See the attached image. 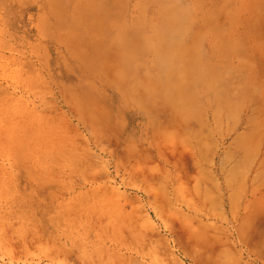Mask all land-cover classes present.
Here are the masks:
<instances>
[{
  "label": "rangeland",
  "instance_id": "rangeland-1",
  "mask_svg": "<svg viewBox=\"0 0 264 264\" xmlns=\"http://www.w3.org/2000/svg\"><path fill=\"white\" fill-rule=\"evenodd\" d=\"M0 264H264V0H0Z\"/></svg>",
  "mask_w": 264,
  "mask_h": 264
},
{
  "label": "bare ground",
  "instance_id": "bare-ground-1",
  "mask_svg": "<svg viewBox=\"0 0 264 264\" xmlns=\"http://www.w3.org/2000/svg\"><path fill=\"white\" fill-rule=\"evenodd\" d=\"M192 42H193V41H192ZM192 42H191V43H192ZM181 50H182V49H181ZM185 52H186V51H185ZM190 61H191V60H190ZM173 67H174V66H173ZM186 70H187V69H186ZM181 71H182V70H181ZM183 73H185V71H184ZM183 73H182V74H183ZM213 73H217V71L213 70ZM218 73H219V72H218ZM176 75H177V74H175V76H176ZM178 75H180V79H179V76H178ZM178 75H177V77H178L177 80H179V81H181V82H179V81L177 82L176 80H175L176 83H175L173 80H171V81L169 82V84H172V82H173L172 86L174 85L173 87H172L171 85H169V86L172 87V88H171V91L169 92V105H170L171 107H173V108H175L174 105H175V106L178 105L177 103H178V101H180L179 99H181V97L179 98V96H183V95L181 94L180 87H179V88H176L175 85H178L177 83H183V84H184L185 81H182V80H181V79H182L181 77H184L185 74L182 76V75L179 73ZM183 80H184V79H183ZM185 80H186V79H185ZM180 85H181V84H179V86H180ZM240 86H241V85H240ZM166 87H167V86H166ZM174 87L176 88V90L178 89L180 92L176 91V90L174 89ZM254 88H255V87H254ZM166 89H167V88H166ZM211 91L213 92V94L219 95V94H221V93H224V92L226 91V89H225V87H224L223 85H221V84H215L214 86H212V87L210 88V92H211ZM177 92H178L180 95H179ZM182 93H184V92L182 91ZM176 94H177V95H176ZM184 94H185V93H184ZM178 95H179V96H178ZM190 95H192V94H190ZM177 96H178V97H177ZM184 96H185V95H184ZM184 96H183V97H184ZM176 97H177V98H176ZM186 97H187V96H186ZM186 97H184V99H186V100H184V101L189 102V101L191 100V102H193V101H192L193 99H187V98H189V97H187V98H186ZM223 97L225 98L224 103H227L226 101H227V99H229V97L226 96V95H224ZM175 98L177 99V100H176L177 102L174 101ZM194 100H195V98H194ZM174 102H175L176 104H175ZM180 102L183 103V101H180ZM180 102H179V103H180ZM191 102H190V103H191ZM208 102H209V103L211 102V104H212V101L209 100ZM218 102H221V100L218 101ZM190 103H189V105H190ZM209 103H208V104H209ZM173 104H174V105H173ZM184 105H185V104H184ZM184 105H183V106H184ZM227 105H228V104H227ZM183 106L181 105V108H182V109H184ZM186 106H187V104H186ZM209 106H210V105H209ZM211 106L213 107V104H212ZM225 106H226V105H225ZM236 106H237V105H236ZM177 107H178V106H177ZM212 107H211V108H212ZM240 107H241V106H240ZM179 108H180V107H179ZM181 108H180V110H182ZM184 110H185V109H184ZM186 110H187V109H186ZM193 110H194V109H193ZM200 110H201V109H200ZM200 110L198 109V111H200ZM202 110H203V109H202ZM213 110H214V111H212V114H213L214 112H215V113L219 112L218 110H216L215 107H213ZM234 110H235V108H234ZM236 110H237V109H236ZM182 111H183V110H182ZM187 111H188V113L190 114V110H187ZM204 111H205V110H204ZM240 111H241V110H240ZM188 113L186 112V114H188ZM191 113H192V110H191ZM193 113H194V112H193ZM193 113H192V114H193ZM189 114H188V115H189ZM183 115H185V114H183ZM214 115H215V114H214ZM219 115H220V114H219ZM225 115H226V114H225ZM228 115L230 116V114H228ZM186 116H187V115H186ZM186 116H185V117H186ZM191 116H192V115H191ZM199 116H200V115H199ZM187 117H188V116H187ZM227 117H228V116H227ZM230 117H231V116H230ZM214 119H215V118H214ZM217 120H218V119H217ZM216 122H217V121H216ZM216 125H217V124H216ZM219 125H220V123H219ZM203 126H204V125H203ZM218 129H219V128H218ZM258 129H259V128H258ZM240 137H241V136H240ZM236 140H237V139H236Z\"/></svg>",
  "mask_w": 264,
  "mask_h": 264
}]
</instances>
